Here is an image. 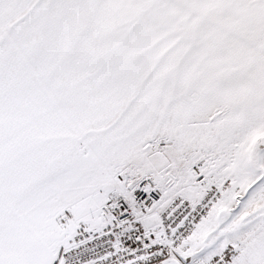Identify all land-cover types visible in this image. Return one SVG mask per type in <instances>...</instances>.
<instances>
[{
  "label": "crops",
  "instance_id": "1",
  "mask_svg": "<svg viewBox=\"0 0 264 264\" xmlns=\"http://www.w3.org/2000/svg\"><path fill=\"white\" fill-rule=\"evenodd\" d=\"M143 1L0 0V264H58L86 222L66 193L92 182L84 188L101 213L107 168L130 166L154 139L143 126L162 117L161 88L170 102L179 87L209 93L211 53L264 49L255 20L205 15L201 45L171 46L163 67L161 50L146 47ZM234 204L227 197L215 214L232 213L229 264H264L263 186Z\"/></svg>",
  "mask_w": 264,
  "mask_h": 264
},
{
  "label": "rangeland",
  "instance_id": "2",
  "mask_svg": "<svg viewBox=\"0 0 264 264\" xmlns=\"http://www.w3.org/2000/svg\"><path fill=\"white\" fill-rule=\"evenodd\" d=\"M143 2L146 6L139 10L145 11L141 24L147 37L146 47L155 46L161 50L163 67L168 68L171 46L201 45L197 33L202 31L201 21L205 15H235L243 21L255 20L264 34V1L260 5L252 4L250 0ZM257 39L255 43L262 41ZM205 66H208L211 76H217L215 81L218 82V87L213 82L210 86L215 88L208 86L209 93L205 89L203 92L201 87H179V95L170 102L171 88H161L162 117L156 119L155 124V119L148 117L143 126L146 134L155 135V140L147 144L145 153L136 161H131L130 166L107 168L108 176L113 178V182L107 183L113 191L112 200L129 198L135 182L146 177L153 179L163 191L164 204L176 195L195 197L191 168L198 162L205 164L208 175L218 179V183H228L227 191L216 207L230 196H235L237 204L234 206H238L244 194L260 186L264 190V49L258 47L234 55L228 52L211 53ZM168 74L169 70L165 69L163 77H168ZM172 89L175 91L176 88ZM241 96L245 98L239 103L237 101ZM251 98L258 101L251 102ZM251 107L256 110L254 114L250 111ZM159 144L166 146L161 148ZM96 166V170L104 167L100 163ZM90 183L82 181L75 184L69 188L66 197L81 202L86 213L85 229L102 231L104 222L101 213L94 209L93 193L84 188ZM99 185L104 184L100 182ZM100 205L99 202L97 207ZM216 207L208 218L196 224L191 240L176 251L171 261L200 264L225 251V226L232 213L224 212L215 217ZM156 222V216H152L146 226Z\"/></svg>",
  "mask_w": 264,
  "mask_h": 264
},
{
  "label": "built area",
  "instance_id": "3",
  "mask_svg": "<svg viewBox=\"0 0 264 264\" xmlns=\"http://www.w3.org/2000/svg\"><path fill=\"white\" fill-rule=\"evenodd\" d=\"M263 0L252 4L260 5ZM166 144H159L164 148ZM195 197L176 195L164 204L156 182L142 178L135 182L130 197H117L101 209L102 231L82 229L74 234L58 264H161L194 234L196 224L208 218L223 199L228 183L208 175L203 162L193 164ZM152 216L155 225L146 226ZM140 226V227H138ZM236 255L227 246L220 255L200 264H229Z\"/></svg>",
  "mask_w": 264,
  "mask_h": 264
},
{
  "label": "water",
  "instance_id": "4",
  "mask_svg": "<svg viewBox=\"0 0 264 264\" xmlns=\"http://www.w3.org/2000/svg\"><path fill=\"white\" fill-rule=\"evenodd\" d=\"M161 264H180L178 261L163 262Z\"/></svg>",
  "mask_w": 264,
  "mask_h": 264
},
{
  "label": "flooded vegetation",
  "instance_id": "5",
  "mask_svg": "<svg viewBox=\"0 0 264 264\" xmlns=\"http://www.w3.org/2000/svg\"><path fill=\"white\" fill-rule=\"evenodd\" d=\"M251 1V3H253L255 0H250ZM264 1V0H263Z\"/></svg>",
  "mask_w": 264,
  "mask_h": 264
}]
</instances>
